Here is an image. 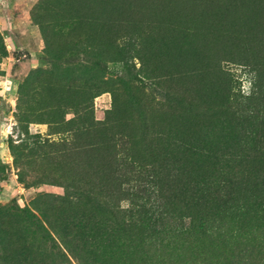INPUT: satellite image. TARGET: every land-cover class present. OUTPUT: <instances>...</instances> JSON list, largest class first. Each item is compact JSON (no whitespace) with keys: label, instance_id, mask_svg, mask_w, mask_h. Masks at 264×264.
I'll return each mask as SVG.
<instances>
[{"label":"rangeland","instance_id":"1","mask_svg":"<svg viewBox=\"0 0 264 264\" xmlns=\"http://www.w3.org/2000/svg\"><path fill=\"white\" fill-rule=\"evenodd\" d=\"M155 24L164 31L152 37ZM105 31L118 39L115 59L89 47L88 36ZM142 56L157 77L142 72ZM94 76L103 83L89 107L85 83ZM130 84L156 101L197 84L202 104L217 108L155 114L154 128L163 137L176 135L165 140L185 146L187 156L208 155V147L221 150L216 159L242 168L264 161V0H0V230L10 232H0V242L13 250L10 264H42L43 258V264H129L117 255L119 245L101 239L92 197L56 183L43 156H55L60 143L87 145L91 117L112 121L109 137L121 152L133 142L143 153L139 133L145 121L128 104ZM39 140L58 145L40 149ZM78 157L89 162L88 152ZM143 158L151 169L153 158ZM260 208L259 219L243 220L256 260L257 246H264ZM62 234L72 244L83 236L85 253L74 254ZM3 256L0 249V264Z\"/></svg>","mask_w":264,"mask_h":264},{"label":"trees","instance_id":"2","mask_svg":"<svg viewBox=\"0 0 264 264\" xmlns=\"http://www.w3.org/2000/svg\"><path fill=\"white\" fill-rule=\"evenodd\" d=\"M105 24L111 27L107 21ZM42 30L47 33L48 25L44 24ZM155 31L163 32L164 28L155 24L152 37ZM88 38L93 39L91 49L101 51L110 59L117 57L118 39L115 35L105 31L104 35L94 33ZM77 40L81 38L77 37ZM66 43L67 40L62 45ZM143 51L145 46L139 53ZM139 59L142 72L148 77H157L158 70L149 67L147 58L142 56ZM102 83L98 76L86 81L89 107L101 94ZM118 84L124 88L122 82ZM129 89H132L133 98L132 102L126 101L141 110L142 116L139 117L145 121L139 133L143 153H137L133 142L125 147L124 153L121 152L116 138L109 137L112 121H95L91 117L87 145L76 143L69 148L64 143L48 144L40 140L36 143L40 149L56 144L59 146L57 152L62 150L55 156L48 151L43 156L48 160L44 166L54 167L50 170L56 173L49 177L92 197L98 209L96 216L100 220L98 227L102 228L101 239L119 245L117 255L129 264H264V246H257L258 258H253L250 232L244 230L249 223L243 221L259 219L256 213L264 207V161L253 162L250 169L242 168L240 162L216 159L218 153H223L208 147V155L198 152L196 156H187L185 146L165 140L176 135L163 137L165 133L154 128L153 118L159 110L178 112L185 107L197 111L217 110L214 106L202 104L197 84L185 86L181 90L183 94H179L183 98L177 95L179 91L176 90L177 94L172 92V95L168 90L158 101L144 87L130 84ZM117 104L115 98L110 114L116 110ZM75 120L79 123L80 116L77 115ZM135 120L139 122L138 115ZM79 126L73 128V140L79 135ZM83 152L89 153L87 164L79 160L78 155ZM64 156L67 161L62 162ZM144 156L153 158L147 163L151 169L144 163ZM208 156L212 157L209 161L206 160ZM49 159L57 160L50 162ZM32 162L35 164L36 160L32 159ZM126 201L128 206H123L122 202ZM261 221L264 222V218ZM0 232L10 234L5 229ZM256 234L255 240H261V233ZM76 237L77 241L72 244L62 234L64 243L74 254L85 253L81 242L83 236ZM0 249L4 252L2 264H10L12 260L8 262L7 258L13 250H9L3 241Z\"/></svg>","mask_w":264,"mask_h":264}]
</instances>
